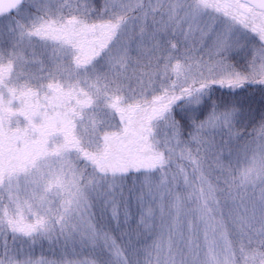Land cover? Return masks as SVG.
I'll return each mask as SVG.
<instances>
[{
  "label": "snow or ice",
  "instance_id": "6c2138e0",
  "mask_svg": "<svg viewBox=\"0 0 264 264\" xmlns=\"http://www.w3.org/2000/svg\"><path fill=\"white\" fill-rule=\"evenodd\" d=\"M0 248L264 264V0H0Z\"/></svg>",
  "mask_w": 264,
  "mask_h": 264
},
{
  "label": "rangeland",
  "instance_id": "374dc122",
  "mask_svg": "<svg viewBox=\"0 0 264 264\" xmlns=\"http://www.w3.org/2000/svg\"><path fill=\"white\" fill-rule=\"evenodd\" d=\"M92 4L95 8L99 9L102 7L103 5V0H92ZM11 15H15V12ZM216 141L217 143H221V141H227V136H224V137H221V136H216ZM235 144V141H233V145ZM223 154L226 156L228 154V149L225 148L223 150ZM93 211H97V210H93ZM144 243H151V238H147V239H144L143 240ZM65 243H67V249L69 251H71L73 249V247L75 246L76 247V250L77 251H81L80 249V246L77 243H75L74 245V242L69 240L67 242H65L63 240V238H61V240L58 242V243H53L51 241H41L39 243H37L35 246H34V253H35V257L37 259H40V258H47V259H56L65 249ZM87 249H83V251L81 252V255H82V258H90L88 256H86L85 254L87 253ZM0 252H2V248H0Z\"/></svg>",
  "mask_w": 264,
  "mask_h": 264
},
{
  "label": "trees",
  "instance_id": "16d2710c",
  "mask_svg": "<svg viewBox=\"0 0 264 264\" xmlns=\"http://www.w3.org/2000/svg\"><path fill=\"white\" fill-rule=\"evenodd\" d=\"M249 95H252V93H249ZM252 107L254 109V111H257L260 109V94L256 93L254 96V102L252 104ZM246 124L248 123L247 121L245 122ZM241 133L246 134V138H250V135L252 133V127L248 126L246 128H242L240 129Z\"/></svg>",
  "mask_w": 264,
  "mask_h": 264
},
{
  "label": "water",
  "instance_id": "95a60500",
  "mask_svg": "<svg viewBox=\"0 0 264 264\" xmlns=\"http://www.w3.org/2000/svg\"><path fill=\"white\" fill-rule=\"evenodd\" d=\"M13 13H14V11L11 14H13Z\"/></svg>",
  "mask_w": 264,
  "mask_h": 264
}]
</instances>
